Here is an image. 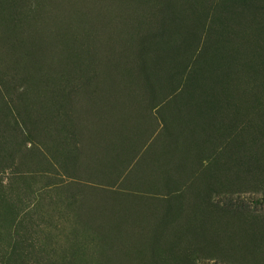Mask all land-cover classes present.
Segmentation results:
<instances>
[{
    "label": "rangeland",
    "instance_id": "374dc122",
    "mask_svg": "<svg viewBox=\"0 0 264 264\" xmlns=\"http://www.w3.org/2000/svg\"><path fill=\"white\" fill-rule=\"evenodd\" d=\"M0 264H264V0H0Z\"/></svg>",
    "mask_w": 264,
    "mask_h": 264
},
{
    "label": "trees",
    "instance_id": "16d2710c",
    "mask_svg": "<svg viewBox=\"0 0 264 264\" xmlns=\"http://www.w3.org/2000/svg\"><path fill=\"white\" fill-rule=\"evenodd\" d=\"M161 7H162V13L163 15L166 14L165 12L170 9L171 7H173V4L172 3H160ZM161 13V14H162ZM162 15V16H163ZM164 18H168L169 16H163ZM148 76V75H147ZM147 76H143L144 80H136L135 83V88H137V90H145L144 92V95L146 96L147 99H151L153 97H150V92H147L146 90L153 87V85H148L149 83V80H146L145 82V79ZM139 79V78H138ZM154 84V83H153ZM193 103V102H192ZM191 124H194L191 123ZM160 140V142H164V143H168V151L171 152V155H170V161H162L161 159H158L159 156L161 155V152L158 151V149L156 150L155 149V153H154V149L151 147V150H152V157L155 155V159L157 160L156 161V165L154 164L152 166V168L154 169V171L152 172V181L151 182H155L153 183V185H149L147 186L145 183L146 181H144V184L145 186L147 187H151V188H154L156 190H159L160 188L162 189H167V192H169V196H165V197H153V198H156L155 200L159 202L161 201H167V200H170V199H173V200H176L174 202H176V205L177 207L179 205H181L182 207V211H184L187 207L189 208V211H191V209L193 208V204L191 202V199L187 196L186 192H185V198L190 201L191 203L190 204H185V203H182V200L180 199V196H178L176 193L177 192H184V188H183V179H182V176L181 179L178 181V182H173V185L177 187L176 183L178 184V191L177 190H173L171 189V183H167L165 182L164 178L165 177H168L170 175L171 176V179L174 180L175 176H173V174H168L166 172H164V174H162L164 168H170L171 169V172H173L174 170L176 172H178L177 170H179V174H181V172L183 173V166L185 165L186 161L188 158H194L195 160V169L198 170L199 167L201 168H204V165L203 163H201V161L199 160V154L202 153L203 155L205 154V151L203 152L201 149H200V146L204 147L203 146V141H200V138H199V132L198 130L196 131L195 129H192V131L190 132H180V131H172V132H165L163 134V132L160 134V137L159 139L157 140L156 143H158V141ZM180 141L184 147V153H179V155H177L178 153V149L176 147V144L177 142ZM116 145V144H114ZM147 146V145H146ZM145 146V147H146ZM149 146V145H148ZM144 147V149H145ZM148 148V147H147ZM205 150V149H204ZM142 151V150H141ZM140 151V152H141ZM186 153V154H185ZM184 156V157H183ZM131 157V156H130ZM128 157V158H130ZM154 158V157H153ZM119 162H120V157L116 158ZM162 170V171H160ZM149 171V170H148ZM147 171V172H148ZM148 174L146 173V176H145V179L144 180H147L146 177ZM162 176V177H160ZM180 190V191H179ZM177 191V192H176ZM152 194H154L155 192H151ZM176 194V195H175ZM183 195V197H184ZM152 197V196H151ZM120 199L121 201V204H123V199L121 196H118V199L116 202H118ZM150 200H152V198H150ZM157 205V204H155ZM178 209V208H176ZM187 210V209H186ZM155 246H159V247H162L160 245H155ZM155 246L151 247V248H154ZM137 247V249H140L141 246H135ZM133 251V250H132ZM134 253L136 254H141V251L138 250V251H133ZM151 254V257H153L154 255L155 256H158V252L156 251H150L149 252Z\"/></svg>",
    "mask_w": 264,
    "mask_h": 264
}]
</instances>
